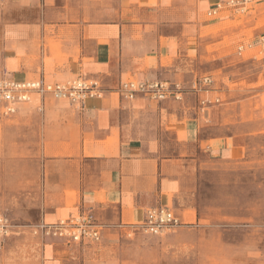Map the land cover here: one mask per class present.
<instances>
[{
  "label": "crops",
  "instance_id": "0c3cea01",
  "mask_svg": "<svg viewBox=\"0 0 264 264\" xmlns=\"http://www.w3.org/2000/svg\"><path fill=\"white\" fill-rule=\"evenodd\" d=\"M222 1L0 0V77H83L104 88L82 109L34 96L7 117L0 103V214L18 234L83 211L107 225L141 222L158 207L182 222L194 219L203 160L239 158L243 124L231 122L220 98L201 105L218 99L216 89L153 101L127 100L118 88L182 78L190 59L201 57L202 12ZM186 77L190 86L197 79ZM116 233L106 230L100 243L80 246L43 238L39 261L9 238L0 245V264H118L106 252Z\"/></svg>",
  "mask_w": 264,
  "mask_h": 264
},
{
  "label": "rangeland",
  "instance_id": "374dc122",
  "mask_svg": "<svg viewBox=\"0 0 264 264\" xmlns=\"http://www.w3.org/2000/svg\"><path fill=\"white\" fill-rule=\"evenodd\" d=\"M248 8L223 11L213 26L216 16L203 11L201 57L191 58L175 81L189 88L186 76L212 78L209 89L221 92L215 96L231 122L243 124V153L231 161L203 160L194 219L183 221L185 226L162 236H111L106 252L118 264H264V0H253ZM242 44L254 47L240 52ZM14 238L21 252L31 249L35 260L42 258L43 238L32 229Z\"/></svg>",
  "mask_w": 264,
  "mask_h": 264
},
{
  "label": "built area",
  "instance_id": "2783aa9c",
  "mask_svg": "<svg viewBox=\"0 0 264 264\" xmlns=\"http://www.w3.org/2000/svg\"><path fill=\"white\" fill-rule=\"evenodd\" d=\"M253 0H223L217 3L209 11V17L217 16L221 11L230 10L238 13H246L248 5ZM242 49H240V52ZM262 69L264 71V57ZM212 78L207 76L196 79L187 88L181 83L169 81H126L120 84L118 92L127 100H134L137 96H143L153 101L173 99L182 101L184 95L189 92L210 91ZM104 95V88L96 79L78 77L74 80L58 83H47L43 79L37 81H16L4 73L0 77V103L2 114L12 116L18 112L21 104L30 103L34 96L42 100L52 99L55 101H66L71 105L82 109L89 99H100ZM219 99L211 101L204 100L201 105L208 106L218 104ZM185 226L174 213L165 207L151 208L145 213L141 222L107 225L101 223L92 211L80 212L77 216L60 220L54 224H39L31 227L33 233L42 238H57L68 245L80 246L84 243L98 244L102 241L106 230H116L131 238L137 233L149 236H162ZM17 226L13 225L5 214H0V245L7 239L20 233Z\"/></svg>",
  "mask_w": 264,
  "mask_h": 264
}]
</instances>
